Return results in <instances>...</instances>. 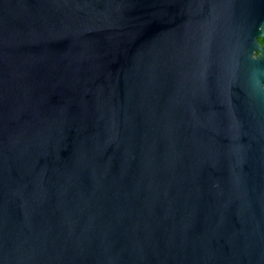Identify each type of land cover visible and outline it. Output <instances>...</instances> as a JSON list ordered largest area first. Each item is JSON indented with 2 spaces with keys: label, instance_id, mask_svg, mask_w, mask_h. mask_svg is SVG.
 <instances>
[{
  "label": "water",
  "instance_id": "obj_1",
  "mask_svg": "<svg viewBox=\"0 0 264 264\" xmlns=\"http://www.w3.org/2000/svg\"><path fill=\"white\" fill-rule=\"evenodd\" d=\"M264 0H0V264H264Z\"/></svg>",
  "mask_w": 264,
  "mask_h": 264
},
{
  "label": "trees",
  "instance_id": "obj_2",
  "mask_svg": "<svg viewBox=\"0 0 264 264\" xmlns=\"http://www.w3.org/2000/svg\"><path fill=\"white\" fill-rule=\"evenodd\" d=\"M259 43L264 46V38L259 39Z\"/></svg>",
  "mask_w": 264,
  "mask_h": 264
}]
</instances>
